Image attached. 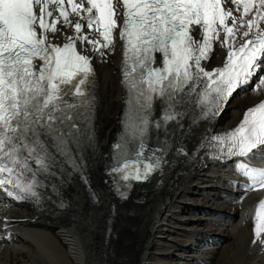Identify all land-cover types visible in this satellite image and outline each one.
Listing matches in <instances>:
<instances>
[{
  "label": "snow or ice",
  "instance_id": "1",
  "mask_svg": "<svg viewBox=\"0 0 264 264\" xmlns=\"http://www.w3.org/2000/svg\"><path fill=\"white\" fill-rule=\"evenodd\" d=\"M69 6L86 25L76 22L75 36L52 44L49 31L61 18L70 24ZM85 26L102 40L83 34ZM117 35L126 134L106 154L104 183L127 199L132 182L161 179L175 161L197 157L233 160L249 181L246 192L264 189V168L243 159L264 157V101L230 131L202 126L264 68V0H0V190L38 204L58 194L57 177L77 174L88 184L94 69L76 43L114 52ZM214 45L227 50L226 58L206 70L202 61ZM257 85L264 76L253 90ZM262 233L264 200L253 244H264Z\"/></svg>",
  "mask_w": 264,
  "mask_h": 264
},
{
  "label": "bare ground",
  "instance_id": "2",
  "mask_svg": "<svg viewBox=\"0 0 264 264\" xmlns=\"http://www.w3.org/2000/svg\"><path fill=\"white\" fill-rule=\"evenodd\" d=\"M222 59L223 55L214 57L206 69H213ZM119 61L120 51L108 56L106 64L96 65L97 104L91 131L94 156L86 171L88 184L80 175L68 174L67 179L57 177L54 181L58 194L49 193L51 198L38 204L3 201L0 214L9 221L1 226L7 227L4 233L12 244L0 254V264H264V257L248 246L250 225L222 220L224 214L237 216L212 190L213 183L219 182V188L228 191L231 169L227 160L190 157L175 161L163 178L144 187L141 199L149 205L136 214V203L124 204L104 183L106 154L121 128ZM262 75L258 70L257 76L211 117V125L205 121L202 126L215 133L235 128L244 111L263 98V85L253 90ZM196 143L193 140L187 145L190 152ZM57 199L64 209L53 208ZM6 207L12 208L9 215L4 212ZM205 208L211 218L188 215ZM113 233L116 237L107 240ZM206 233L218 237L219 247L201 248L200 243L209 242ZM196 249L204 252L195 254Z\"/></svg>",
  "mask_w": 264,
  "mask_h": 264
},
{
  "label": "rangeland",
  "instance_id": "3",
  "mask_svg": "<svg viewBox=\"0 0 264 264\" xmlns=\"http://www.w3.org/2000/svg\"><path fill=\"white\" fill-rule=\"evenodd\" d=\"M144 201H145L144 199H141L139 203L136 202V204H135V214H136L138 211L142 210V209L144 208L145 205H149V203H146V202H144ZM137 207H140V208L138 209ZM144 210H145V209H144ZM184 215H186V213H185ZM184 215H183V216H184Z\"/></svg>",
  "mask_w": 264,
  "mask_h": 264
}]
</instances>
